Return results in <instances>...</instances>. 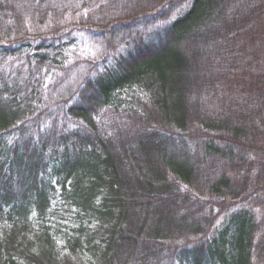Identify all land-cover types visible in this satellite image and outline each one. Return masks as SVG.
Returning <instances> with one entry per match:
<instances>
[{"label": "trees", "instance_id": "16d2710c", "mask_svg": "<svg viewBox=\"0 0 264 264\" xmlns=\"http://www.w3.org/2000/svg\"><path fill=\"white\" fill-rule=\"evenodd\" d=\"M263 127L264 0H0V264H253Z\"/></svg>", "mask_w": 264, "mask_h": 264}, {"label": "rangeland", "instance_id": "374dc122", "mask_svg": "<svg viewBox=\"0 0 264 264\" xmlns=\"http://www.w3.org/2000/svg\"><path fill=\"white\" fill-rule=\"evenodd\" d=\"M264 129V127H263ZM264 132V130H261ZM261 132L259 135L250 136L249 140L245 144H255L258 147H261V149L264 150V133ZM248 150V149H246ZM252 154L253 159H258L255 155ZM254 172V171H253ZM264 194V193H263ZM256 197V196H255ZM258 195L255 200L251 202V204H245L246 207H248L249 210L252 211V213L256 217V221L258 223L259 232L254 236V251H253V264H264V195H262V199L258 200Z\"/></svg>", "mask_w": 264, "mask_h": 264}]
</instances>
